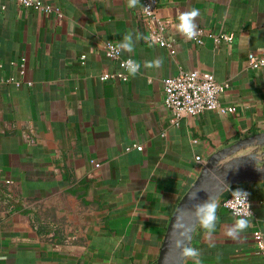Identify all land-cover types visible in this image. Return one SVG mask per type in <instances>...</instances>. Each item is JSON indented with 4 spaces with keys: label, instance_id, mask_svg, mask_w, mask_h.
I'll list each match as a JSON object with an SVG mask.
<instances>
[{
    "label": "crops",
    "instance_id": "1",
    "mask_svg": "<svg viewBox=\"0 0 264 264\" xmlns=\"http://www.w3.org/2000/svg\"><path fill=\"white\" fill-rule=\"evenodd\" d=\"M41 1L52 10L0 0V264H155L177 202L208 159L264 131V66L250 67L246 56L264 48V0H159L174 51L140 39L121 52L142 65L126 81L99 78L120 69L102 45L127 32L147 37L141 0L135 8L126 0ZM191 8L201 13L202 42L174 28ZM161 57V68L143 67ZM180 68L227 80L221 100L235 110L174 118L162 78ZM233 189L246 190L253 208L239 241L223 235L236 219L223 205ZM216 200L214 246L198 224L188 243L201 264H262L254 234L263 226L264 179L238 181Z\"/></svg>",
    "mask_w": 264,
    "mask_h": 264
},
{
    "label": "built area",
    "instance_id": "2",
    "mask_svg": "<svg viewBox=\"0 0 264 264\" xmlns=\"http://www.w3.org/2000/svg\"><path fill=\"white\" fill-rule=\"evenodd\" d=\"M18 2L24 7H31L43 11H50L52 7L48 3H44L41 0H32L31 5L25 4L24 0H18ZM39 5V6H38ZM159 0H141V12L147 19V37H151L155 44L165 46L170 52L174 49L171 47V43L166 40L163 34L164 27L166 25L165 20L160 17L158 13ZM147 7L148 9H145ZM199 36L197 42H202L203 31L198 28ZM225 38H230L231 34H224ZM217 39V38H216ZM103 49L105 53L113 59H116L118 65L122 61L129 58L134 59L130 55H122L121 52L117 54L115 51L117 43L111 39L104 40ZM111 53V55H110ZM247 60L252 68H259L264 66V48L262 50H249L247 52ZM84 57V54H81ZM128 75L124 69L120 67L119 70L108 71L104 70L99 73L101 80L117 79L126 81ZM4 81H15L18 83V79L6 78ZM163 83V103L170 110L174 118L183 114H198L206 109H217L221 112H233L235 106L232 104L224 103L221 100V94L226 90L228 86L227 80H217L214 74L208 70H200L198 68H180L177 72L167 75L162 78ZM136 148L140 149L142 145L139 143H132ZM196 158H199L197 155ZM95 166H98L99 161L92 160ZM6 183H11L10 178L5 179ZM230 190L223 197V205L230 210V207L226 206L227 200L232 199V191ZM241 190V189H239ZM247 193V202L249 204V210L253 214V208L251 199L246 190H242ZM231 211V210H230ZM232 213V212H231ZM254 241L256 244L257 252L262 257V264H264V219L263 226L257 230L254 234Z\"/></svg>",
    "mask_w": 264,
    "mask_h": 264
},
{
    "label": "water",
    "instance_id": "3",
    "mask_svg": "<svg viewBox=\"0 0 264 264\" xmlns=\"http://www.w3.org/2000/svg\"><path fill=\"white\" fill-rule=\"evenodd\" d=\"M256 147L245 155H237L220 161L227 153L243 145ZM264 179V131L246 136L214 153L206 162L202 172L177 202L167 223L155 264H182L175 246L177 241L188 244L195 220L189 209L195 203L218 198L230 185L244 180ZM195 195V199H190Z\"/></svg>",
    "mask_w": 264,
    "mask_h": 264
},
{
    "label": "clouds",
    "instance_id": "4",
    "mask_svg": "<svg viewBox=\"0 0 264 264\" xmlns=\"http://www.w3.org/2000/svg\"><path fill=\"white\" fill-rule=\"evenodd\" d=\"M25 4L30 6L32 0H24ZM128 8H135L140 4V0H126ZM38 3V0H37ZM39 6V5H38ZM148 9L147 7H144ZM149 10V9H148ZM200 10L197 8H191L186 11H181L177 15V22L174 24L175 31L186 40H196L199 36L196 20L200 17ZM140 39H144L149 42L151 47L155 41L151 37L141 36L139 34H133L127 32L124 34L122 40L118 42L115 51L131 53L134 51L136 42ZM111 55V53H110ZM141 63L131 58L121 62L120 67L125 70L128 76L136 77L141 70ZM163 66V58H156L154 60H146L143 62L145 69H159ZM232 199L227 200V207H230L232 215L236 217L231 224L223 227V235L226 239L232 241H239L242 234L249 228L252 217V212L249 210V204L247 202V193L242 190H235L231 193ZM195 195L190 199H195ZM219 204L214 196H209L208 200L195 203L189 209L191 216L194 218L196 224L204 230L205 238L210 242V247L214 246L211 242L214 238V233L217 230V223L219 217L217 210ZM175 246L178 249V254L182 260H191L193 264H201L199 249L183 243V241H177ZM7 259V257H2Z\"/></svg>",
    "mask_w": 264,
    "mask_h": 264
}]
</instances>
